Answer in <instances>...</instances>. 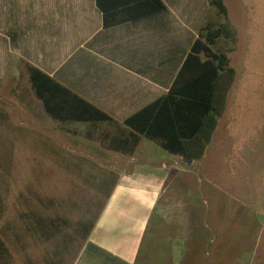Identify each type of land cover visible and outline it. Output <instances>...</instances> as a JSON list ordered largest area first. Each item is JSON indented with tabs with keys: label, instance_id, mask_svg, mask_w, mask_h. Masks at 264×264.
Returning a JSON list of instances; mask_svg holds the SVG:
<instances>
[{
	"label": "rangeland",
	"instance_id": "rangeland-1",
	"mask_svg": "<svg viewBox=\"0 0 264 264\" xmlns=\"http://www.w3.org/2000/svg\"><path fill=\"white\" fill-rule=\"evenodd\" d=\"M224 1L236 40L221 36L210 49L227 53L234 72L219 77L217 126L203 154L188 161L143 142L151 166L174 157L178 170L139 264H264V0ZM189 5L191 18L225 21L208 0ZM49 117L27 75L0 92V264H73L120 172L132 167L134 153L114 150L108 127L86 135Z\"/></svg>",
	"mask_w": 264,
	"mask_h": 264
},
{
	"label": "crops",
	"instance_id": "crops-1",
	"mask_svg": "<svg viewBox=\"0 0 264 264\" xmlns=\"http://www.w3.org/2000/svg\"><path fill=\"white\" fill-rule=\"evenodd\" d=\"M163 1L166 9L140 16L133 0H0V92L24 74L31 80L35 68L114 119L84 121L66 113L55 118L38 97L49 120L75 122L69 129L79 126L86 135L106 126L109 139H133L126 119L200 73L189 54L209 20L205 13L191 18L189 0ZM196 56L192 61L205 60L203 53ZM145 138L73 264H139L151 218L161 217V196L178 170L168 156L161 166H151L155 159Z\"/></svg>",
	"mask_w": 264,
	"mask_h": 264
},
{
	"label": "trees",
	"instance_id": "trees-1",
	"mask_svg": "<svg viewBox=\"0 0 264 264\" xmlns=\"http://www.w3.org/2000/svg\"><path fill=\"white\" fill-rule=\"evenodd\" d=\"M140 8V16L152 14L167 8L163 0H133ZM225 21L214 25L211 21L205 24L199 38L189 54V61L195 69L204 65L203 71L196 75L189 84L171 90L166 95L147 105L126 119L124 123L130 127L133 139H113L114 148L125 152H134L142 136L156 139L173 154H178L193 161L203 154L217 126V111L215 94L219 77L223 71L234 72L229 66L227 53L220 52L211 55L210 46L221 36L236 40V30L229 19V10L224 0H210ZM201 38H204V42ZM197 53L205 57L213 56L212 61L206 58L203 62L193 60ZM202 71V72H201ZM32 86L36 95L43 101L47 111L55 118H71L84 121L114 120L82 97L74 94L68 88L58 84L45 73L32 69ZM59 87L60 90L54 88ZM64 91L66 94L59 93Z\"/></svg>",
	"mask_w": 264,
	"mask_h": 264
}]
</instances>
